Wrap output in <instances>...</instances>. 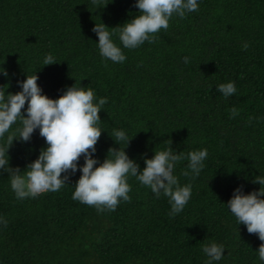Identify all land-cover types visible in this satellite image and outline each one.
Wrapping results in <instances>:
<instances>
[{
    "label": "trees",
    "instance_id": "trees-1",
    "mask_svg": "<svg viewBox=\"0 0 264 264\" xmlns=\"http://www.w3.org/2000/svg\"><path fill=\"white\" fill-rule=\"evenodd\" d=\"M136 14L133 0H0V68L8 73L0 88L18 91L17 81L35 72L51 98L74 83L106 97L98 161L118 147L113 129L133 135L124 151L141 168L169 142L185 154L207 149L198 176L182 175L186 159L174 169L180 184L192 185L188 203L169 217L168 199L129 177L130 199L97 212L71 198L79 171L56 192L17 199L0 171V264H204L208 241L224 246L213 264H260L261 241L223 203L238 184L259 188L251 180L264 175V0H198L151 43L122 49L123 63L101 58L94 23L113 27ZM49 53L57 62L41 65ZM227 81L236 92L225 98L215 86ZM43 146L38 131L28 142L14 139L10 164L23 170Z\"/></svg>",
    "mask_w": 264,
    "mask_h": 264
},
{
    "label": "clouds",
    "instance_id": "clouds-1",
    "mask_svg": "<svg viewBox=\"0 0 264 264\" xmlns=\"http://www.w3.org/2000/svg\"><path fill=\"white\" fill-rule=\"evenodd\" d=\"M133 3L138 14L126 19L127 22L109 27L100 21L91 28L98 37L95 42L101 58L123 63L126 56L122 49H135L145 41L151 43L155 33L169 27L173 15L182 19L186 13L198 9V0H133ZM243 47L247 48V43ZM183 60L188 63V57ZM53 62L57 60L49 53L43 57L41 65ZM0 75L6 77L8 73L0 68ZM37 80L38 76L33 72L17 81L18 91L7 92L6 88H0V171L8 173L10 188L17 199L56 192L64 186L69 173L79 171L72 184L71 198L94 206L97 212L113 211L118 203L130 199L129 177H134L157 198L166 197L170 205L169 217L183 210L191 197L192 185L180 184L174 169L178 162L186 159L182 175L198 176L204 167L207 149L185 154L175 151L169 142L164 149L153 150L151 157L144 156L141 168L124 151L133 135L129 136L122 129H113L110 137H114L118 147H108L103 160L98 161L95 144L102 130L98 126L101 120L98 111L107 98H95L93 89L76 83L65 86L58 96L51 98L43 93ZM215 87L225 98L236 92L232 81ZM237 114L238 110L233 107L230 115ZM34 131L43 138L44 146L23 170L12 166L8 149L13 140L28 142ZM120 143L124 145L122 148ZM251 182L258 184L259 188L245 192L243 185L238 184L223 204L237 224L242 223L248 233L257 235L261 243L255 251L260 264H264V175L254 176ZM6 223L0 216V225ZM223 249L224 246L215 241L203 244L201 250L207 257L204 264L221 260Z\"/></svg>",
    "mask_w": 264,
    "mask_h": 264
},
{
    "label": "bare ground",
    "instance_id": "bare-ground-1",
    "mask_svg": "<svg viewBox=\"0 0 264 264\" xmlns=\"http://www.w3.org/2000/svg\"><path fill=\"white\" fill-rule=\"evenodd\" d=\"M112 110V109H111ZM131 117V116H130ZM125 118V117H124ZM150 127V126H149ZM148 130V129H147ZM149 132V131H148ZM101 139V138H100ZM143 142V141H142ZM103 149V148H102ZM131 150V149H130ZM98 151V150H97ZM103 151V150H102ZM105 151V150H104ZM152 151V150H151ZM99 154V153H98ZM146 155V154H145ZM152 196V195H151ZM142 203V202H141ZM143 204H144V202H143ZM126 206H128V205H126ZM136 206V205H135ZM143 206V205H142ZM149 206H150V204H149ZM138 207H140V206H138ZM143 208V207H142ZM146 209V208H145ZM148 210V209H147ZM146 210V211H147ZM106 211V210H105ZM131 211V210H130ZM145 211V212H146ZM144 212V213H145ZM108 213V212H107ZM142 214V213H141ZM147 214V213H146ZM133 215H134V213H133ZM115 217V216H114ZM138 217V216H137ZM136 218V217H135ZM141 218H143V217H141ZM147 219V218H146ZM146 219H144V221L146 220ZM149 219V218H148ZM141 220V219H140ZM138 223V222H137ZM140 223H142V222H140ZM121 226V225H120ZM139 227V226H138ZM140 228V227H139ZM150 231V230H149ZM146 232V231H145ZM134 235V234H133ZM149 235V234H148ZM143 237V236H142ZM146 238V237H145ZM150 239V238H149Z\"/></svg>",
    "mask_w": 264,
    "mask_h": 264
}]
</instances>
